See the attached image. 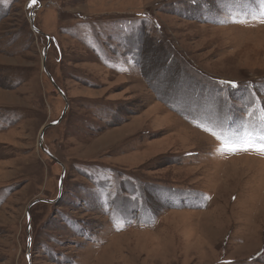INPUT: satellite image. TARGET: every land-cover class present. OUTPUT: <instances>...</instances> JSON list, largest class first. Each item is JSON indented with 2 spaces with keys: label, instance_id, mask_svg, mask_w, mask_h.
Masks as SVG:
<instances>
[{
  "label": "rangeland",
  "instance_id": "1",
  "mask_svg": "<svg viewBox=\"0 0 264 264\" xmlns=\"http://www.w3.org/2000/svg\"><path fill=\"white\" fill-rule=\"evenodd\" d=\"M29 4L0 0V264H264V156L204 130L264 127L248 5Z\"/></svg>",
  "mask_w": 264,
  "mask_h": 264
},
{
  "label": "snow or ice",
  "instance_id": "2",
  "mask_svg": "<svg viewBox=\"0 0 264 264\" xmlns=\"http://www.w3.org/2000/svg\"><path fill=\"white\" fill-rule=\"evenodd\" d=\"M37 0H30L29 7H32L36 4ZM247 4L248 7L240 13V15L250 17L252 19H258L260 23L264 24V7L258 11L257 9L251 7V0H221V4ZM260 4L264 5V0H260ZM221 23L225 21H220ZM232 23H245L243 19L233 18L231 19ZM231 87L237 88L240 87L235 81L227 82ZM255 98L253 97V100ZM221 131H212L209 128H205L206 132H209L214 139L218 142L219 146L215 149L217 152H228L230 154H236L238 152H256L259 155L264 156V127L261 128V131L258 135L253 136L252 134L244 131L241 132L235 128L229 130L223 126L219 125Z\"/></svg>",
  "mask_w": 264,
  "mask_h": 264
},
{
  "label": "water",
  "instance_id": "3",
  "mask_svg": "<svg viewBox=\"0 0 264 264\" xmlns=\"http://www.w3.org/2000/svg\"><path fill=\"white\" fill-rule=\"evenodd\" d=\"M31 23H32V26H34L33 25V17L31 18ZM38 31V30H37ZM44 68H46V66H45V63H44ZM55 87H56V89L58 90V91H60V93L64 96V94H63V92L60 90V88L57 86V85H55ZM68 107V106H67ZM67 109V108H66ZM53 125H56V124H53ZM41 137L43 138V134L41 135ZM33 205V204H32Z\"/></svg>",
  "mask_w": 264,
  "mask_h": 264
}]
</instances>
